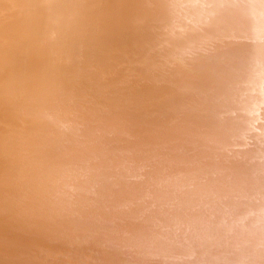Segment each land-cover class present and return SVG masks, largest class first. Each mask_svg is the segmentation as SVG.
<instances>
[{"label":"bare ground","instance_id":"obj_1","mask_svg":"<svg viewBox=\"0 0 264 264\" xmlns=\"http://www.w3.org/2000/svg\"><path fill=\"white\" fill-rule=\"evenodd\" d=\"M0 264H264V0H0Z\"/></svg>","mask_w":264,"mask_h":264}]
</instances>
